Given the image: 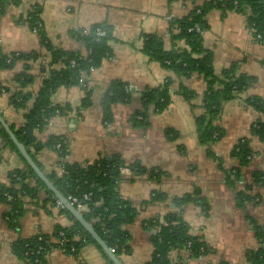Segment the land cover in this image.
Masks as SVG:
<instances>
[{"label": "crops", "instance_id": "crops-1", "mask_svg": "<svg viewBox=\"0 0 264 264\" xmlns=\"http://www.w3.org/2000/svg\"><path fill=\"white\" fill-rule=\"evenodd\" d=\"M207 1L210 0H19L0 11L3 52L42 55L28 70L32 81L25 90L33 95L49 75L51 60L38 33L24 21L36 4L42 7L40 17L48 39L64 50L86 56V46L76 31L88 32L98 23L112 27L111 55L88 71L86 85L91 90V104L80 114L76 108L86 96L85 87H59L52 100L65 107V111L54 115L35 135L40 142H47L51 136L65 138L69 163L85 166L118 154L125 166L137 162L146 170L140 175L121 173L118 181L120 195L137 209L134 221L124 225L130 234V252L121 255L122 264L150 261L154 251L153 230L147 221L171 212H181L190 234L199 237L209 248L198 257L190 256L187 249H172L169 257L175 264H250L248 252L263 245L255 227L264 226V184H255L254 175L264 174V141L253 135V128L263 115L247 103V98L256 96L264 100V43L253 38L248 11H223L215 7L206 14L208 28L202 34L203 46L213 52L216 75L222 76L225 69L236 65L237 76L245 74L254 78L246 90L224 102L215 124L225 134L214 143H202L197 132L196 119L205 113L208 84L204 77L198 73L189 77L176 75L143 50L144 36L148 34L156 36L164 50L187 47L185 39L172 38L176 32L172 22L190 16ZM24 68L25 62L18 60L13 67L0 70V111L8 124L17 128L24 124L27 110L13 105L12 94L20 89L15 77ZM168 77H173L176 90L170 104L162 112L152 113L148 124L140 125L134 117L142 108L141 92L161 85ZM116 80L128 83L134 92L130 101L112 104V120L106 121L102 98ZM183 86L190 97L177 92ZM68 107L72 110L66 111ZM245 137L250 138L254 154L241 169L242 178L233 182L231 173L239 161L232 151ZM0 148V184H8L9 173L26 168V163L5 144L1 134ZM35 155L47 175L56 171L59 155L54 148L44 147ZM153 169L161 172L159 180L151 176ZM155 191L166 198L150 201ZM196 191L206 200L207 210L195 201L186 203L182 210L175 206L174 198L193 195ZM241 191L255 200L239 206L237 194ZM39 196L25 198V211L17 228H11L6 220L10 206L0 201V264H30L13 252L14 242L37 234H52L57 225H74L73 217L52 202H44L43 191ZM42 264L111 263L96 245L89 243L76 256L52 248Z\"/></svg>", "mask_w": 264, "mask_h": 264}, {"label": "trees", "instance_id": "trees-1", "mask_svg": "<svg viewBox=\"0 0 264 264\" xmlns=\"http://www.w3.org/2000/svg\"><path fill=\"white\" fill-rule=\"evenodd\" d=\"M18 1L0 0V11H4L10 3L17 4ZM215 7H219L223 11L227 9L242 13L248 11V24L252 30L253 38L264 43V0H210L204 5L196 7L190 16L172 22L176 31L172 38L174 40L185 39L187 47H174L172 50H164L156 36L150 34L144 36L143 47L145 53L152 59L161 62L174 74L189 77L193 73H198L207 81L208 88L204 97L205 113L196 119L199 140L205 144L214 143L225 134V130L215 124L224 102L234 98L237 93L246 90L254 80L252 76L245 74L237 76L236 65L225 69L222 76L216 75L213 52L204 48L203 35L197 31V28L203 30L208 28L206 14ZM41 8L39 4H36L34 10L24 19L31 29L36 30L42 45L51 54L49 75L43 79L41 88L36 95L26 91L25 88L32 81V74L28 72L31 63L42 55L39 52L6 54L0 46V70L13 67L18 60L25 62L24 70L15 77L20 89L15 90L12 94L13 105L27 110L24 115L25 122L18 128L14 125L11 128L40 167L35 153L44 147L55 149V145L60 142L62 149L58 155L62 156L68 147L65 138L51 136L47 142H40L35 135V131L44 129L54 115L65 111V107L53 103L54 93L62 86L79 85L85 87L86 96L76 108L81 114V111L91 104V90L86 84L80 83L81 75L83 72H88L92 67L100 66L103 59L111 55L110 41L114 39L112 27L106 23H98L92 26L88 32L76 31L78 38L86 46V56L78 51L55 47L45 32L40 17ZM99 28L103 30L101 36L96 35ZM72 60L75 61V64L71 63ZM42 71H45V68H42ZM173 84V77H168L161 85L141 92L142 108L135 113V121L140 125H146L152 113H160L166 109L171 102L172 93L176 91L173 89ZM178 91L190 97V92L184 86L180 87ZM133 92L132 87L124 81L116 80L110 84L102 98L106 121L112 120V104L130 101ZM247 103L263 115V119L254 126L253 135L264 141V100L260 97L251 96L247 98ZM67 110L72 109L68 107ZM0 134L5 139V144L15 150L25 161L1 124ZM232 154L239 161L238 167L234 168V172L231 173L230 180L234 182L242 178L241 169L249 164L254 154L250 146V138L241 139L233 148ZM25 163L26 168L14 169L9 173L8 184H0V201L6 202L10 206L6 213V220L11 228H17L19 225V218L25 211L26 197L38 198L40 192L43 191L46 196L43 199L44 202H52L56 205L57 198L54 193L45 185L32 167L26 161ZM122 166H125V163L121 157L118 154H113L85 166L67 163L66 173L63 176H59L56 171L48 174V177L64 196L72 193L80 197L82 193H92L85 200L88 210L83 212L84 218L119 259L123 253L130 252V234L124 229V225L134 221L137 215V209L133 203L123 198L117 189L118 181L121 179L120 168ZM130 168L135 175L146 172L137 162L131 164ZM150 174L157 180L162 175L161 172L154 169ZM254 183L264 184V174L256 173ZM248 189H251L249 184ZM165 198L164 194L155 191L150 201L155 202ZM203 199L200 197L199 191H196L193 195L174 198V204L181 209L186 203L195 201L204 210H207L208 204ZM237 200L239 206H244L247 202L255 200V197L246 191H241L237 194ZM60 210L74 218V225L70 227L57 225L52 234H37L29 238L18 239L12 246L16 256L30 264H42L46 253L52 248L61 247L64 252L76 256L85 245L92 243L102 251L111 264H114L73 214L65 207ZM147 225L153 230L151 240L154 247L152 257L147 264H175L169 257L170 251L175 248L187 249L190 256L193 257H198L209 251L204 241L190 234L189 226L184 221L181 212H171L162 218L149 220ZM255 228L263 241V245L256 251H249L247 259L250 264H264V226Z\"/></svg>", "mask_w": 264, "mask_h": 264}, {"label": "water", "instance_id": "water-1", "mask_svg": "<svg viewBox=\"0 0 264 264\" xmlns=\"http://www.w3.org/2000/svg\"><path fill=\"white\" fill-rule=\"evenodd\" d=\"M0 124L7 131L12 141L17 146L19 152L22 154L23 158L29 164L36 174L43 180L45 185L54 193L56 198L61 201L64 207L73 214L75 219L83 225V227L89 232V234L96 240V242L101 246V248L107 253L109 258L114 264H122V261L117 257L113 250L107 245V243L100 237L92 225L84 218V215L70 203V201L60 192V190L55 186L52 180L44 172V170L38 165L35 159L30 155L26 147L19 141L15 132L12 130L10 124L6 121L4 116L0 111Z\"/></svg>", "mask_w": 264, "mask_h": 264}, {"label": "built area", "instance_id": "built-area-1", "mask_svg": "<svg viewBox=\"0 0 264 264\" xmlns=\"http://www.w3.org/2000/svg\"><path fill=\"white\" fill-rule=\"evenodd\" d=\"M197 31L200 32L201 34H203L205 30L197 28ZM102 34H103V30L100 28L97 29L96 35L101 36ZM71 63L75 64V61L72 60ZM93 70H94V67H92L90 69V71H93ZM88 79H89V72H83L81 75V78H80V83L82 85H85L88 83ZM61 149H62V144L60 142H58L55 145V150L59 153L61 151ZM0 154H1V152H0ZM68 157H69V148L67 147L66 152L62 156H59V160L56 164V172L58 173L59 176H63L66 173V165H67V163H69ZM120 172L121 173H131L132 170L128 166H122L120 168ZM91 194H92L91 192H85V193H82L81 196L79 197L75 194L68 193L65 197L70 201V203L72 205H74L83 214L84 211L88 210V206H87L85 200H87L91 196ZM56 206L60 209L64 207V205L58 199H56ZM189 246H190V244H189ZM59 248L62 249L61 247H59ZM201 249L203 250V248H201ZM73 250H74V248H73Z\"/></svg>", "mask_w": 264, "mask_h": 264}]
</instances>
